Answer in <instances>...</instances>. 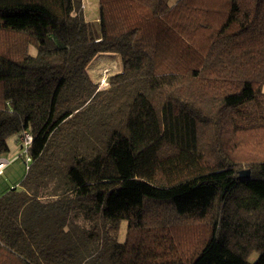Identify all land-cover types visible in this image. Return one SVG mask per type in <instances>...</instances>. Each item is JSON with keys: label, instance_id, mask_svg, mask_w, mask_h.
<instances>
[{"label": "trees", "instance_id": "16d2710c", "mask_svg": "<svg viewBox=\"0 0 264 264\" xmlns=\"http://www.w3.org/2000/svg\"><path fill=\"white\" fill-rule=\"evenodd\" d=\"M171 1L0 0V264H264V0Z\"/></svg>", "mask_w": 264, "mask_h": 264}, {"label": "rangeland", "instance_id": "374dc122", "mask_svg": "<svg viewBox=\"0 0 264 264\" xmlns=\"http://www.w3.org/2000/svg\"><path fill=\"white\" fill-rule=\"evenodd\" d=\"M173 1L174 0H172L171 2ZM80 13L83 15L85 20L92 22L97 26L100 14L99 0H81ZM4 30L5 29H0V37L2 40L5 37L8 38V31ZM1 39L0 43L2 41ZM4 50H6V48H4ZM27 52L31 55H36L38 53L37 46L35 44H29L27 47ZM3 54H7V52H4ZM105 67H112L110 75L114 74L121 68V61L119 56L104 54L98 56L92 62L90 66V72L96 81H100V79L102 78V70ZM22 134L17 133L8 138L10 149L8 152L2 154V156L8 159H13V162L4 169L2 174H0V191H2L3 189H8L11 184L13 186H18L19 182L24 178L27 172L28 164L30 161H27L28 154L24 151ZM76 224L80 226H83L85 224L81 216L77 218ZM125 235L126 222L124 221L120 229L119 239L123 241ZM259 256L260 254L254 251L248 258V260L249 262L254 263L259 258Z\"/></svg>", "mask_w": 264, "mask_h": 264}, {"label": "built area", "instance_id": "2783aa9c", "mask_svg": "<svg viewBox=\"0 0 264 264\" xmlns=\"http://www.w3.org/2000/svg\"><path fill=\"white\" fill-rule=\"evenodd\" d=\"M112 70V67H105L102 70V78L100 79L98 83V89L99 90H105L109 87V77L110 72ZM22 140H23V147L24 151L27 152L28 147L31 144L32 141V134L30 132H24L22 134ZM27 161H30V157L27 156ZM13 162V159H8L5 157H0V174L3 173L4 169Z\"/></svg>", "mask_w": 264, "mask_h": 264}, {"label": "water", "instance_id": "95a60500", "mask_svg": "<svg viewBox=\"0 0 264 264\" xmlns=\"http://www.w3.org/2000/svg\"><path fill=\"white\" fill-rule=\"evenodd\" d=\"M240 175L242 177H248L250 175V169H244L243 171H241Z\"/></svg>", "mask_w": 264, "mask_h": 264}, {"label": "crops", "instance_id": "0c3cea01", "mask_svg": "<svg viewBox=\"0 0 264 264\" xmlns=\"http://www.w3.org/2000/svg\"><path fill=\"white\" fill-rule=\"evenodd\" d=\"M0 157H3L2 155L0 156ZM6 158V157H5ZM10 187H13V185L11 184L10 186H9V188ZM5 188H8V187H5ZM1 190V189H0ZM7 189H3L2 191H0V195L3 193V192H5Z\"/></svg>", "mask_w": 264, "mask_h": 264}]
</instances>
